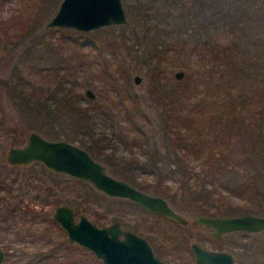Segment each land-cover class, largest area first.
Wrapping results in <instances>:
<instances>
[{
  "label": "rangeland",
  "instance_id": "obj_1",
  "mask_svg": "<svg viewBox=\"0 0 264 264\" xmlns=\"http://www.w3.org/2000/svg\"><path fill=\"white\" fill-rule=\"evenodd\" d=\"M60 1L0 0V40L4 43L3 45L0 44V165L6 163L5 155L7 149L10 146L24 143L32 131H37L47 139H64L81 146L78 139L83 134L75 130V123H78L76 121L77 114H80L78 109L72 110L66 107L60 94L55 95L58 104L50 103L53 104L50 107L53 109L47 108L43 103L38 102L35 104L32 102L35 95L40 96V93L43 96L47 95L46 90L40 91L42 88L46 89L47 86H51L53 89L55 87L52 79L54 67L57 68V74H63V72L71 73V64L73 62L77 64L79 59L78 68H75L74 71L76 82L73 85L69 82L67 86H72L70 90L80 94L77 96L78 104L87 108L86 112L88 110L89 112H94L93 131L95 136L106 135L108 138H112L113 135H118L124 137L128 133L125 130H131L128 124L130 121L133 123L136 120L138 123L143 124L145 138H147L145 144L152 146L155 149V154H157L149 156V158L161 163V174H156V172L154 174L153 170L156 167L148 165L150 160L147 154H144L138 147V143L130 146L129 142H134L130 138H125L128 140L126 142H118L114 138L115 149L113 152L110 148H105L104 152L98 148L100 151L97 152L98 150L96 151V149L89 150L83 145L81 147L86 149L96 160L103 163L107 172L112 176L126 180L140 190L165 198L170 206L187 218L188 224L181 226L159 215L144 211L132 201L126 198L106 195L89 183L87 184L99 195L96 197L97 199H86L83 192L85 189L84 185L75 184L72 186L70 179L74 177H68L65 174L58 176L57 179L61 181L58 186L55 185L52 199L55 197L61 198L58 201H65L66 204L70 205L75 210L76 219L80 213H83L98 226L119 221L123 229L131 230L145 237L155 253L166 257L167 259H164V257L159 256L172 264H191L193 262L192 257L188 254L189 245L193 241L206 248L231 252L237 264H264V231L256 233L254 236L253 234L251 236L246 235L245 239L250 248L254 244L251 241L255 240V247L260 253H251L253 251L252 248L250 249L251 251H245L237 246L231 247L230 245L233 242H237L234 239L238 238V234L225 235L220 239L214 238L210 227L199 224L196 221L197 216L201 215L200 198L195 197L196 193H187L179 189V183L182 180L174 172H167V167L165 168L164 162H161L174 159L171 155L165 159L163 156L167 151L172 150L168 148V145H170L168 139H165L168 129L165 120L170 119V125L172 126V119H175L178 114L177 109L181 107V100L175 93H171L172 89L184 87L185 83H193L194 80H196L194 85L201 88L203 82L202 78L197 79L196 72L191 77L188 76L186 78L188 74L194 71L190 67L187 68L181 65L185 64L184 53L179 52L177 48H163V50H168V52L166 59L159 64L161 71L160 69L155 70L154 62L146 63L147 55L155 49L152 45L157 41L154 39V30L148 28L146 23L151 25V23H156L157 19L150 21L144 19L142 15H138L141 0H129L131 5L136 3L137 5L132 7L131 13L126 11L129 20L127 24H114L91 31L76 30L68 27H45V23L56 12ZM178 1H180L178 8H173L171 11L175 16H170L171 18L168 16V19H171L173 25H175L174 28L182 29L184 32V27L186 26L187 32H192L191 37L199 36L202 48H211L214 53H217L218 50L221 52L217 58L214 56L210 61L208 60L207 67H212L213 70L216 67L219 71V68L223 67L224 69V65L229 69L230 62L236 68H244L245 64L248 63V66H251L252 69L256 68V74L259 75V78L261 77V74L264 73V0H225L218 9H229L231 13L236 12L235 16L244 18V22H248L247 25L246 23L243 25V30L238 28L226 35H223L224 33L218 29V26L222 24L220 21L221 17L218 18V13H215L214 10L212 11L208 7H206L208 8L207 11L201 7V10H196L197 8L193 6V1ZM122 2L125 5V0H122ZM125 10L127 9L125 8ZM165 27L167 29L172 28L166 22ZM232 27L234 28V24ZM118 38H124L123 45L120 44ZM75 41H78V44H75ZM110 41L111 43L107 45ZM171 41L173 42L174 40L165 39L162 44L167 47ZM158 43L157 41L156 44ZM158 46L157 49L159 50ZM221 48H225V51H230L228 56H224ZM222 56L225 57V60L220 59V61L218 58ZM177 70L184 71V75L180 79L175 77ZM200 72L206 82L211 80L209 84L218 83L217 72L211 73L210 78V73L201 69V67ZM224 74H226L225 76L228 80L233 77V74L230 75L225 72ZM135 75L141 77L138 83L133 80ZM17 78H23L22 90H24V93L28 91L26 95H29L30 99L19 97L14 93L12 82L16 81ZM111 82L115 84V88L113 85L110 86ZM211 87L212 89L215 88L214 85H211ZM56 88L59 89L60 87L56 85ZM88 88L95 93L93 99L85 94ZM238 92L236 87L228 92L222 91L218 93L217 99L212 95L217 100V103L221 99V94L223 97H227V101L231 97H234L236 101L231 104L228 102L225 107L218 103L214 105L217 107H213L209 112L202 108L204 113H206V119L201 117L191 120V117H189L191 127L193 129L200 127V130L205 129V132L208 130H222L220 133H224V130L229 128L225 121L233 120L234 117L240 123V126L243 123L244 127L242 126V130L249 129L251 132L252 125L248 122L253 119V115L256 112L254 111L255 106H252L254 105L252 102L254 99L251 96V102L247 103L246 106L244 105L243 108H239L236 104L239 103ZM249 92V89L244 90L245 94ZM93 107H96L97 111H92L93 109L91 108ZM193 113H197V111L193 110ZM109 114L112 115L110 119ZM113 118L115 119L114 122ZM77 127L79 128V126ZM254 128L256 129V127ZM243 132L244 144L249 147L250 151L248 156L256 164V170L258 169L256 174L257 185L264 192V156L261 145L255 142L257 144V146H254L256 154L252 156L253 152L250 147L253 146L252 142L254 140L252 139L256 138L252 137L251 134L253 132L251 134H248L249 132L247 131ZM220 133L218 134L222 136L223 134ZM129 135L137 136V133L130 131ZM220 136L213 138L212 141L208 139L207 144H210L216 150L222 146V140L217 144V140L221 139ZM141 139L142 137L138 140ZM238 150L239 148L234 152ZM217 152L215 151L216 154ZM200 157L189 159V165L195 170L200 169L204 163H208L206 157ZM213 158L214 162L212 163L217 166L210 170L212 173L210 172L208 179L206 178L204 181L208 185V189H212L214 184H210L206 180L215 179L213 172L218 173L220 169L223 170L224 168L218 165L220 163L216 160V157ZM34 165L35 168L33 170L25 169L21 173L32 171L41 174L45 172L46 169L42 164ZM34 165L32 164L31 167H34ZM223 173H221V176L223 179H227L229 177L227 174L228 170L224 168ZM126 174H130L135 182L125 177ZM158 175L162 179L161 184L156 183ZM49 182L46 181L42 184L46 186ZM81 182L84 183V181ZM136 182L143 184L142 187L137 185ZM189 182L191 186L196 185L193 180ZM18 183L23 186L19 189L29 191L22 195L20 203L22 205L27 204L38 210L42 208V212L51 217L57 202L43 204L40 202V197L34 200L33 198L39 192V189L31 187L30 180L23 176H20ZM164 185L167 186L168 195L164 194L166 190ZM216 186L215 192H226L219 188L217 184ZM18 190L16 191L15 189L11 192L9 199H4L5 202L2 204L3 212L18 206L17 203L10 201L18 196ZM154 190H162V193ZM40 192L44 195L46 193L44 189L40 190ZM232 203L234 208H236L242 203V200L234 196ZM234 214L240 213L237 212L230 215ZM255 214L264 215V211L256 212ZM210 215L217 216L215 214ZM95 217L99 220L96 221ZM32 225H34L32 228L36 231V234H31L33 238L29 235V238H26L25 241H12L13 245L11 246L6 245L5 241L0 239V245L4 250L7 249L12 254L9 256L5 255L2 264H12L13 258H17L15 255H18L20 250L16 251L14 249L15 246L23 247L24 251L27 252L26 255H31V252H37L40 246L50 239H53L54 242L66 239V235L56 226H52L48 230L45 222L32 223ZM43 229H47V233H42ZM38 230L41 232H37ZM1 231L3 230L1 229ZM1 231L0 236L2 234ZM181 243L182 245H180ZM83 253L84 251H79L73 255V259L77 261L75 264H104L94 254L99 261L87 252L86 255ZM69 264H71L70 260Z\"/></svg>",
  "mask_w": 264,
  "mask_h": 264
},
{
  "label": "trees",
  "instance_id": "obj_2",
  "mask_svg": "<svg viewBox=\"0 0 264 264\" xmlns=\"http://www.w3.org/2000/svg\"><path fill=\"white\" fill-rule=\"evenodd\" d=\"M137 1V0H136ZM193 1V6L196 7L194 9L201 10L200 7L203 10H206L208 8H211V10L215 13H218V18H220L221 26H218V29L224 33L223 35H226L227 33H231L234 30H237L238 28L243 30V25L246 23L244 22V18L235 16L236 12L231 13L229 9H218L221 7L222 3L225 0H191ZM125 8L127 9L129 13L132 11V7L136 6V4L131 5L129 3V0H125ZM180 5V1L178 0H141L140 9L138 15H142L144 19L146 20H154L157 19L156 23H151L146 25L148 28L154 30V39L157 40L159 43L156 44V42L152 45L153 49L150 51L147 55V64L151 61L154 62L155 70L160 69V62H163L167 57L168 50H163V48H177L179 49V52L184 53V63L181 64L187 68L190 67L194 72L187 75L186 78L191 77L196 72V77L202 78V86L201 88L197 87L196 80H194L193 83L188 82L185 83L184 87L175 88L172 89L171 93H175L181 100L180 104L181 107L177 109V116L175 119L173 118V125L172 127L170 125V119L165 120V124L168 127L166 132V138L168 139V148L172 149L170 151H167L163 156L164 159L166 157H169L170 155L174 157L173 160L169 161H161L164 165V167L167 169V172H174L177 176L180 177L182 181H180L179 189L184 190L183 192L187 193H196L195 197L200 198V213L205 215L215 214V215H230L233 213H256L264 211V192L259 188L257 185L256 180V164H254L253 160L250 159L248 156L249 154V147H246L244 144V132H249L248 134H251L252 137L256 139L252 142V145L250 147V150L253 152L252 156L256 154L254 152V146H257V144L261 145L262 148V154L264 156V73L261 74V77L259 78V75L256 74V68L252 69L251 66H248V63L245 64L244 68L239 67H233L232 63L230 62V68L227 69L224 65V69L215 67L214 70L212 67H207L206 64H208V60L210 61L211 58H214V56L217 58L221 52L219 50L217 53L211 49V48H202V45L199 41V36L191 37L192 32H187V27L185 26V31L183 32L182 29H176L174 28L175 25H173L172 20L168 19V16H175V14L171 13L173 8H178ZM138 7V6H137ZM208 7V8H206ZM171 18V17H170ZM165 22L172 26L174 28L167 29L165 27ZM248 23V22H247ZM246 23V25H247ZM234 24V28L232 25ZM223 26V28H222ZM5 31V30H4ZM182 31V34H181ZM238 36V35H237ZM165 39L168 40H174L171 41L167 47L163 46V41ZM202 39V38H201ZM121 45L124 44V38H118ZM208 41H210L208 39ZM75 44H78V41L74 42ZM110 42L107 43L110 44ZM0 44H4L0 40ZM180 44V46H179ZM159 45V46H158ZM157 46L159 47V50L157 49ZM179 46V48H178ZM221 50L224 52V56H228L230 51H225V48H221ZM246 50V49H245ZM247 51V50H246ZM245 51V52H246ZM222 56L220 59H224L225 57ZM84 60V59H83ZM221 61V60H220ZM79 59L77 64L73 62L71 64V73L70 72H63V74H57V68L54 67L52 70L53 73V83H55V87L53 89L51 86H47L46 89L42 88L40 91L43 92L46 90L47 95L43 96V94L40 93V96H34L33 97V103H43L46 105L47 108L52 107L53 104H58V101L55 99V95L60 94V97L66 107H69L70 109H78L80 111V114H77L76 121L78 123L76 124L75 130H78L82 132V137L78 140L80 141L81 146H85L89 150L96 149L97 152H99L101 149L102 152H104L105 148H110V150L113 152L115 149V144H113L114 138H116V141L120 142H126L128 138L134 140V142L130 141L129 144L132 146V144H137L138 147L143 151V153L147 154L148 158L155 154V149L145 144L147 142V138L144 132V125L141 123H138L136 120L132 123L130 121L129 127L131 130H125V132L128 133L124 135V137L113 135L112 138H108L106 135H98L95 136L93 131L94 126V118L95 114L94 112H89V110L86 112L87 108L81 107L78 104V98L80 94L74 93L70 90V87L67 86V83L76 82L75 77V68H78ZM201 69H204L205 71H208L210 73L209 78L211 77V73H218V83L215 84H209V82H206L203 78L202 73L200 72ZM73 69V70H72ZM237 70V71H236ZM161 71V69H160ZM248 71V73H247ZM233 74V77L228 80L225 76L226 74ZM259 72V71H258ZM187 82V79H186ZM22 83L23 78H20L14 82H12V89L14 90V93L17 94L19 97L28 98L30 99L28 94V91L24 93V90H22ZM56 85L60 87L59 89L56 88ZM113 85L114 88L116 87L115 84L112 82L110 83V86ZM194 85V86H193ZM211 85H214L215 88L212 89ZM238 88L239 94V103H236L239 108H243L244 105L246 106L247 103L251 102V96H253L255 106V114L253 115V119L248 122L251 126V132L248 130H242L243 123L237 122V119L233 117L232 119L226 120L225 123L229 126V128H226L224 133L222 130H208L205 132L204 130H199L198 128L193 129L191 127V120L199 119L202 117V119H206L203 110H209L213 107H217L214 105H217L220 103V105H223L224 107L229 102L230 104L235 102L236 100L234 97H231L227 101V97H223L221 94V99L217 103V97L218 93L224 92V91H230L232 88ZM249 89V93H244V90ZM52 92V93H51ZM118 93V92H117ZM54 94V96H52ZM212 95L216 98H213ZM198 96V97H197ZM211 97V98H210ZM32 98V97H31ZM241 99V100H240ZM252 99V100H253ZM53 102V104H50ZM51 105V106H50ZM219 105V106H220ZM203 108V110H202ZM53 109V108H50ZM92 111H97L96 107L91 108ZM189 110V112H187ZM193 110H196L197 113H193ZM112 117L111 114H109V119ZM191 117V120L190 118ZM112 119V118H111ZM226 119V118H224ZM232 120V121H231ZM254 120V121H253ZM115 119L113 118V122ZM246 121V120H244ZM253 121V122H252ZM125 122H127L125 120ZM247 122V121H246ZM231 123V126H230ZM182 124V125H181ZM255 124V125H254ZM178 125V126H175ZM79 126V128L77 127ZM237 126L239 127L237 129ZM244 127V126H243ZM256 127V129L254 128ZM256 130V131H255ZM130 131H133L134 133H137V136H130ZM218 133L223 134L220 136ZM212 136V138H211ZM218 136L221 137V139L217 140V144L222 140V146L218 147L216 150L208 145L207 141L208 139L210 141L213 140V138H217ZM141 140H138L141 138ZM194 137V138H193ZM126 138V139H125ZM196 142V143H195ZM255 142L257 144H255ZM128 143V142H127ZM211 143V142H210ZM206 144V145H204ZM213 144V143H212ZM150 146V147H148ZM99 148V149H98ZM237 148L239 150L237 152H234ZM148 152H147V151ZM145 151V152H144ZM172 151V152H171ZM215 151H218L217 154ZM170 152V153H169ZM109 153V152H108ZM111 156L112 154L109 153ZM220 154V155H218ZM201 156V157H200ZM196 157H206V161L208 163H204L203 166L195 170V168L191 167L189 165V162L191 158ZM216 157V160L220 164V167H224L226 170H228L229 177L227 179H223L221 176V173H223V170L220 169V171L213 172V175L216 177L213 180H206L212 185V189H208V185L204 182L205 179H208V175L210 174V170L214 169L215 164L214 158ZM262 157V155H261ZM190 159V160H189ZM150 162H148V165H153L156 167L155 170H153L154 174H161V163H158L154 159L149 158ZM213 164V165H211ZM253 164V166H252ZM212 173V172H211ZM217 174V175H216ZM224 175V173H223ZM220 176V178H219ZM8 176H6V180L3 179V177L0 176V205L3 204L5 201L4 199H9V195H11V192H13L16 187H14V179L7 180ZM128 179L134 181V179L130 176V174H126ZM222 177V178H221ZM218 179V180H217ZM72 186L75 184H82L84 185L85 189L83 190L86 199L89 198H96L99 194L93 190V188L87 184L86 182H81L77 179L71 178ZM193 180L196 185L191 186L190 182ZM218 182H217V181ZM68 181V180H67ZM135 182V181H134ZM162 179L160 175L157 176L156 183L161 184ZM137 185L141 186L143 184L137 183ZM216 184L219 188L225 190L226 192H215ZM166 186V185H164ZM91 188V189H90ZM166 190L164 194L168 195V189L167 186L165 187ZM73 189V188H72ZM46 191L45 195H47L49 192L47 188L44 189ZM155 192L162 193V190H154ZM237 196L241 198L242 203L234 208L232 200L233 197ZM47 198L45 197V200ZM97 199V198H96ZM57 200V199H56ZM55 200V202H56ZM51 201V200H50ZM21 216L20 218L22 220L27 219V215L30 217L28 219H33L34 222H45L47 225V229L51 228L52 226H57L61 231H63L58 224L52 219V217L48 216L47 214L43 213L41 210L39 211H28L23 210L19 213ZM10 220V222H9ZM17 218L13 215L10 218L5 219V225L1 224L0 226L4 229H8L15 233L16 229V223L15 221ZM95 220L98 221L99 219L95 217ZM49 227V228H48ZM47 229H43L42 233H47ZM41 232V231H37ZM43 248L39 249L34 258L29 259L28 261H24L22 263L17 264H69V260L71 264L77 263L76 260L73 259V255L75 253H78L79 251H84L83 254L86 255V252L93 256L92 252L89 250L79 246L78 244L74 242H70L68 239L61 240L58 242H54L53 239H50L47 241V243H44ZM58 249L62 252H65L64 256L59 258L57 256ZM79 250V251H77ZM96 259V258H95ZM98 260V259H96ZM99 261V260H98ZM91 262V260H90ZM102 263V262H100ZM12 264H16L13 263Z\"/></svg>",
  "mask_w": 264,
  "mask_h": 264
},
{
  "label": "water",
  "instance_id": "obj_3",
  "mask_svg": "<svg viewBox=\"0 0 264 264\" xmlns=\"http://www.w3.org/2000/svg\"><path fill=\"white\" fill-rule=\"evenodd\" d=\"M128 21L122 0H61L45 27L91 31L114 24H127ZM183 75V70L175 72L177 79ZM133 80L138 83L141 77L135 75ZM85 94L91 99L95 97L90 88L86 89ZM6 159L13 164L41 161L48 168L89 183L106 195L126 198L182 223L187 222L183 215L173 210L165 198L152 195L126 180L112 176L103 163L76 143L64 139H47L32 131L23 145L8 148ZM52 217L64 229L70 241L91 251L104 264H171L158 258L143 236L123 229L118 221L98 226L83 213L75 219L73 208L65 204L57 206ZM196 220L214 228L215 237L231 230H264V215L252 213L230 216L201 214ZM191 249L195 256L194 264H236L233 255L228 251L207 249L197 243H192ZM3 255L0 249V264Z\"/></svg>",
  "mask_w": 264,
  "mask_h": 264
},
{
  "label": "flooded vegetation",
  "instance_id": "obj_4",
  "mask_svg": "<svg viewBox=\"0 0 264 264\" xmlns=\"http://www.w3.org/2000/svg\"><path fill=\"white\" fill-rule=\"evenodd\" d=\"M37 132V131H36ZM28 137V136H27ZM44 137V136H43ZM27 139V138H26ZM52 140V139H51ZM26 141V140H25ZM25 141H24V143H25ZM24 143H22V144H20V145H23ZM14 146V145H13ZM16 146V145H15ZM18 146V145H17ZM8 150V149H7ZM6 153H7V151H6ZM5 159H6V155H5ZM42 164L44 167H45V172H42L41 174H39V173H35V172H32V171H30V172H28V173H21V171H23V170H25V169H34L35 168V165L34 164ZM34 165V167H31V165ZM30 165V166H29ZM28 167V168H27ZM65 173H62V172H57V171H54V170H52V169H50V168H48L43 162H41V161H37V160H35V161H31V162H29V163H25V164H13V163H11V162H9L7 159H6V163L5 164H2V165H0V176L1 177H3V179L4 180H6V176H8L7 178V180H12V179H14V187H16V191L19 189V188H22L23 186L21 185V184H19L18 183V180L20 179V176H23V177H25V178H27V179H29L30 180V183L32 184V185H30L31 187H37L38 189H39V192H37L36 194H35V196H34V200H36V198H38V197H40L41 199H40V202L41 203H51V202H55V200H56V202H57V204H56V206H55V208L57 207V206H59V205H61V204H65V205H68V204H66V202L65 201H58V200H60L61 198H54V199H52L53 197H52V194H53V192H54V190H55V187L56 186H58L59 185V183H60V181L61 180H59V179H57L58 178V176L60 177V175H64ZM65 175H67V174H65ZM68 177H71V176H69V175H67ZM67 177V178H68ZM38 181V182H37ZM46 181H50L49 183H48V185H44V184H42L43 182H46ZM56 185V186H55ZM44 186V187H43ZM45 187L47 188V190H48V194L47 195H44V194H42L41 192H40V190H42V189H45ZM18 196L15 198V199H13V200H10V201H13V202H15V203H17V205L18 206H16L15 208L13 207V208H9V209H7V211H5V212H3L2 211V209H3V205L1 204L0 205V225L1 224H4L5 225V219L6 218H10V217H12L13 215L17 218V220L15 221V223H16V229H15V233L14 232H12V231H10V230H6V229H4V228H2L1 226H0V231H1V229L3 230V231H1V236H0V239L1 240H3V241H5V243H6V245H8V246H11V245H13L12 244V241H17V242H22V241H25V239L26 238H29L28 236L29 235H31V234H36V231H35V229L34 228H32L34 225H32V223H36V222H34V220L33 219H28L30 216L29 215H27V219H25V220H22L21 218H20V211H23V210H28V211H39L38 209H36V208H34V207H32V206H29V205H22L20 202L22 201V195H24V193H27V192H29V191H23V190H21V189H19L18 190ZM151 194V193H150ZM17 195V194H16ZM152 195H155V194H152ZM159 196V195H158ZM45 197L47 198L46 200H45ZM162 197V196H161ZM121 198V197H120ZM51 200V201H50ZM5 202V201H4ZM136 206H138V207H140V209H142V210H144V211H147V212H149V213H152V214H156V215H159V216H161V217H163V218H165V219H167V220H169V221H171V222H174V223H176V224H179V225H181V226H186L187 224H188V220H187V218H186V220H187V222L186 223H182V222H180V221H178V220H175V219H173V218H171V217H169V216H166V215H164V214H161V213H159V212H155V211H152V210H150V209H148V208H146V207H143V206H141V205H139V204H137V203H135V202H133ZM70 206V205H69ZM172 207V206H171ZM55 208H54V210H55ZM173 208V207H172ZM41 211H42V208L40 209ZM54 210H53V212H54ZM74 210V209H73ZM173 210L174 211H176L174 208H173ZM53 212H52V215H53ZM74 212H75V210H74ZM176 212H178V211H176ZM179 213V212H178ZM248 213V212H247ZM81 214V213H80ZM181 214V213H180ZM240 214H242V213H240ZM252 214H255V213H252ZM182 215V214H181ZM203 215H205V214H203ZM234 215H237V214H234ZM257 215H259V214H257ZM79 216V215H78ZM210 216H212V215H210ZM226 216H230V215H226ZM52 217V216H51ZM52 219H53V217H52ZM75 219H76V215H75ZM54 220V219H53ZM55 221V220H54ZM197 221V220H196ZM9 222H10V220H9ZM56 222V221H55ZM119 222V221H118ZM198 222V221H197ZM57 224H58V226L63 230L62 232L66 235V233H65V231H64V229L60 226V224L58 223V222H56ZM199 223V222H198ZM199 224H201V223H199ZM202 225H205V224H202ZM205 226H208V227H210L211 229H212V235H213V237L214 238H216V239H220L221 237H223V236H225V235H227V236H231V235H229V234H238L237 235V237L238 238H236V239H234V238H232V239H234V240H237V242H231L232 244L230 245L231 247L232 246H237V247H240V248H242V249H244L245 251H249L251 248L253 249V251L251 252V253H256V252H259L260 253V251H258V249L255 247V240H252L251 242H253L254 244H252V246H251V248L250 247H248V245H247V241L245 240L246 239V235H249V236H251L252 234H253V236L256 234V233H260V232H262V231H264V230H261V231H248V230H242V229H238V230H231V231H226V232H224V233H222L219 237H215L214 236V228H212L211 226H209V225H205ZM57 227V226H56ZM49 228V227H48ZM32 236V238H33V235H31ZM145 238V237H144ZM66 239H68L67 238V235H66ZM65 239V240H66ZM146 239V238H145ZM64 240V241H65ZM69 240V239H68ZM54 241V240H53ZM59 241H61V240H59ZM70 241V240H69ZM146 241H147V239H146ZM233 241V240H232ZM58 242V241H57ZM70 242H72V241H70ZM148 242V241H147ZM45 243H47V242H45ZM75 243V242H74ZM149 243V242H148ZM192 243H197V242H195V241H193V242H191L190 243V245H189V250H188V254H190V257H192V259H193V262L191 263V264H194L195 263V256H194V254H193V252H192V249H191V245H192ZM44 244V243H43ZM43 244H42V246H43ZM77 244V243H76ZM150 244V243H149ZM197 244H199V243H197ZM79 245V244H78ZM180 245H182V243L180 244ZM200 245V244H199ZM42 246H40V248L39 249H41V248H43ZM80 246V245H79ZM150 246H151V244H150ZM200 246H202V245H200ZM82 247V246H81ZM152 247V246H151ZM202 247H204V246H202ZM204 248H206V247H204ZM0 249L3 251V260H2V262L4 261V257H5V255L6 256H9V255H12L11 254V252H8L7 251V249L6 250H4V248L0 245ZM14 249L17 251L18 249L20 250V253L18 254V255H15V257H17V258H13L14 260H12L11 262H13V263H22V262H24V261H28L29 259H31V258H34V256L36 255V253L38 252H31L32 254L31 255H26L27 254V252L26 251H24V248L23 247H17V246H15L14 247ZM38 249V250H39ZM207 249H210V248H207ZM215 249V248H214ZM152 250H153V247H152ZM225 251H227V250H225ZM251 251V250H250ZM153 252H154V254L158 257V258H160L162 255H158L157 253H155V251L153 250ZM229 252V251H228ZM231 253V252H230ZM64 254H65V252H62V250L60 251L59 249H58V253H57V256L59 257V258H61V257H63L64 256ZM232 254V253H231ZM264 254V253H263ZM233 255V254H232ZM160 256V257H159ZM162 257H164V256H162ZM234 257V256H233ZM166 257H164V259H165ZM10 259V258H9ZM161 259V258H160ZM167 259V258H166ZM162 261H164V262H168V261H165V260H163V259H161ZM234 261H235V259H234ZM236 262V261H235ZM170 263V262H169ZM2 264V263H1ZM172 264V263H171ZM187 264H189V263H187ZM206 264H209V263H206ZM237 264V263H236Z\"/></svg>",
  "mask_w": 264,
  "mask_h": 264
}]
</instances>
